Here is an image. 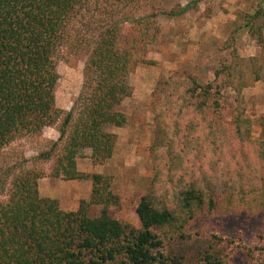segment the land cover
I'll list each match as a JSON object with an SVG mask.
<instances>
[{
  "label": "trees",
  "instance_id": "16d2710c",
  "mask_svg": "<svg viewBox=\"0 0 264 264\" xmlns=\"http://www.w3.org/2000/svg\"><path fill=\"white\" fill-rule=\"evenodd\" d=\"M100 1L133 5L141 0H0V153L18 140L40 136L45 127L55 126L59 133L36 157L40 168L0 165V264H231L219 249L201 251L188 262L182 254L168 253L164 240L184 239L191 220L214 208L223 195L260 190L250 175H240L237 182L225 169L235 144L250 139L242 60L223 64L207 83L181 72L159 83L150 146L154 183L178 186L169 195L151 188L141 197L135 210L140 227L121 222L110 213L120 202L111 177L79 171L77 158L86 149L94 165L112 156L116 134L110 128L126 122L120 105L131 95L128 75L133 64L145 62L140 50L154 38L156 27L147 16L132 22L130 37L117 25H107L85 39L75 32L74 22ZM262 14L248 16L244 27L253 32ZM257 40L264 43L262 36ZM67 44H84L87 57L82 87L65 112L56 106L55 92L57 61ZM252 73L260 78L255 59ZM226 90L234 93L230 107ZM187 112L192 115L185 121ZM260 126L264 160V113ZM52 159L51 176L92 181L89 200L77 210L65 211L57 199L39 194L38 180L46 175L41 163ZM91 206L99 207L97 214H91ZM249 252L251 264H264L263 244Z\"/></svg>",
  "mask_w": 264,
  "mask_h": 264
},
{
  "label": "rangeland",
  "instance_id": "374dc122",
  "mask_svg": "<svg viewBox=\"0 0 264 264\" xmlns=\"http://www.w3.org/2000/svg\"><path fill=\"white\" fill-rule=\"evenodd\" d=\"M113 5L102 1L93 4L90 11L76 18L75 32L86 39L92 37L99 26L117 25L126 37H130L132 22L147 16L152 17L156 30H152L154 38L145 50H140L145 62L133 64L128 75L131 95L120 105L126 122L121 127L110 128L116 134L112 156L94 165L90 150L86 149L77 158L78 170L110 176L111 189L120 200L118 207L110 211L111 216L140 227L135 210L141 197L151 188L158 195H164L165 191L169 195L178 186V182L174 186L157 185L154 175L150 146L155 136L154 103L159 83L177 72L207 83L214 79L215 71L223 64L241 59L245 83L242 93L250 139L235 144L225 169L233 173L234 179L238 178L237 182L240 175H250L260 190L243 196L234 192L232 196L223 195L214 208H206L191 220L184 239H165L164 246L168 253L182 254L188 262H195L201 251L219 249L227 254L231 264H251L249 249L256 243L264 246V160L258 143L262 132L260 118L264 113V43L257 40L260 36L264 40L261 29L264 0H141L133 5ZM258 10L263 14L255 18L253 32H250L244 25L248 16L255 15ZM83 47L86 48L84 44L77 47L67 44L57 61L56 106L65 112L72 108L82 87L87 57V49ZM253 59L261 71L259 79L252 73ZM225 96L230 107L234 103V93L226 90ZM187 115L192 113L187 112L182 119L187 121ZM225 115L229 118V111ZM58 136L56 127L52 126L45 127L40 136L14 142L0 153V165L40 168V160L36 157ZM53 160L41 163L46 175L38 180L39 194L57 199L59 207L65 211L77 210L82 200H89L92 181L51 176ZM218 168L222 169L221 164ZM162 171L164 178L165 170ZM98 211V206H91L92 215Z\"/></svg>",
  "mask_w": 264,
  "mask_h": 264
}]
</instances>
